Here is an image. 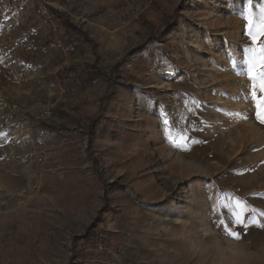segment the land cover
Returning a JSON list of instances; mask_svg holds the SVG:
<instances>
[{"label":"rangeland","instance_id":"obj_1","mask_svg":"<svg viewBox=\"0 0 264 264\" xmlns=\"http://www.w3.org/2000/svg\"><path fill=\"white\" fill-rule=\"evenodd\" d=\"M42 3L94 44L0 0V264H264V0Z\"/></svg>","mask_w":264,"mask_h":264},{"label":"snow or ice","instance_id":"obj_2","mask_svg":"<svg viewBox=\"0 0 264 264\" xmlns=\"http://www.w3.org/2000/svg\"><path fill=\"white\" fill-rule=\"evenodd\" d=\"M248 4L251 6L252 0H248ZM245 19H248V17H245ZM248 35L252 37L253 44H259V47H252L248 49L251 55L246 61V74L249 80L253 83L250 93L245 98L250 99L254 106L255 119L260 124L264 125V42L258 40V37H264V23L256 25L254 30V21L249 19ZM246 118L247 117H245V119ZM184 142L185 141L183 138L181 143H176L173 141L176 147H182ZM252 211L255 212L256 210L252 209ZM260 215L264 216V212H261ZM233 221L236 225H239L243 228H247L249 226V218L243 211H234ZM251 223L257 224L259 227H264V224L259 223L255 217L251 218ZM225 230L227 234L231 235L233 238H240L239 232H236L231 228H226Z\"/></svg>","mask_w":264,"mask_h":264},{"label":"trees","instance_id":"obj_3","mask_svg":"<svg viewBox=\"0 0 264 264\" xmlns=\"http://www.w3.org/2000/svg\"><path fill=\"white\" fill-rule=\"evenodd\" d=\"M48 11L52 17L61 19L62 24L66 27V32L70 34L68 43L72 46L73 51L80 50L85 42L94 44V41L82 29L66 18L62 11H59L53 6H48ZM72 33H75L77 36H73ZM98 78L107 79V76L96 64H88L85 78L78 80V82H81L80 84L82 85H86ZM108 80L112 79L110 78ZM53 130H56V128H53Z\"/></svg>","mask_w":264,"mask_h":264},{"label":"built area","instance_id":"obj_4","mask_svg":"<svg viewBox=\"0 0 264 264\" xmlns=\"http://www.w3.org/2000/svg\"><path fill=\"white\" fill-rule=\"evenodd\" d=\"M39 2V6H38V11L40 14H43V15H48V10L47 8L43 5L42 3V0H38Z\"/></svg>","mask_w":264,"mask_h":264}]
</instances>
